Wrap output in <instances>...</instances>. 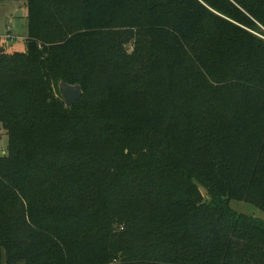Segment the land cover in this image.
<instances>
[{
	"label": "trees",
	"instance_id": "16d2710c",
	"mask_svg": "<svg viewBox=\"0 0 264 264\" xmlns=\"http://www.w3.org/2000/svg\"><path fill=\"white\" fill-rule=\"evenodd\" d=\"M26 1V50L0 52V264H264V222L230 206L264 211V0Z\"/></svg>",
	"mask_w": 264,
	"mask_h": 264
},
{
	"label": "rangeland",
	"instance_id": "374dc122",
	"mask_svg": "<svg viewBox=\"0 0 264 264\" xmlns=\"http://www.w3.org/2000/svg\"><path fill=\"white\" fill-rule=\"evenodd\" d=\"M25 7V14L23 16H16V13L20 8ZM70 11V10H69ZM63 21L64 25L68 23ZM58 20L53 17V21L49 24V30L57 33ZM262 38L264 34L258 33ZM27 35H28V18H27V1L26 0H5L0 1V52L14 53L16 51H25L27 48ZM128 53L134 51V43L126 45ZM39 74H43L41 78L42 87H50L54 91L55 98L58 97V87L53 80H48V68L45 65H39L37 67ZM98 83L97 86L91 87L90 104L95 111H101L106 105L104 82L103 79ZM49 97V95H48ZM9 145V135L3 124L0 123V155H6ZM231 208L240 213L241 215L247 216L248 218H254L258 221L264 222V211L257 207L250 200H231Z\"/></svg>",
	"mask_w": 264,
	"mask_h": 264
},
{
	"label": "water",
	"instance_id": "95a60500",
	"mask_svg": "<svg viewBox=\"0 0 264 264\" xmlns=\"http://www.w3.org/2000/svg\"><path fill=\"white\" fill-rule=\"evenodd\" d=\"M26 8H20L16 13V16H23ZM59 91L63 100L69 105H74L84 94V90L81 84H71L64 80L59 83Z\"/></svg>",
	"mask_w": 264,
	"mask_h": 264
}]
</instances>
